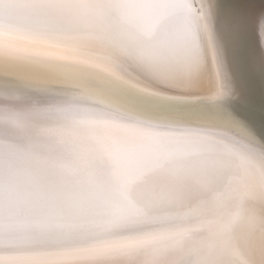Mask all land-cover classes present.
I'll return each instance as SVG.
<instances>
[{"label":"snow or ice","instance_id":"1","mask_svg":"<svg viewBox=\"0 0 264 264\" xmlns=\"http://www.w3.org/2000/svg\"><path fill=\"white\" fill-rule=\"evenodd\" d=\"M219 7L0 0V264H264V138L231 107ZM249 23L264 37V9ZM21 62L91 69L177 111L86 106ZM209 64L207 106L167 94Z\"/></svg>","mask_w":264,"mask_h":264},{"label":"bare ground","instance_id":"2","mask_svg":"<svg viewBox=\"0 0 264 264\" xmlns=\"http://www.w3.org/2000/svg\"><path fill=\"white\" fill-rule=\"evenodd\" d=\"M217 27L229 43V68L237 98L231 101L233 111L248 122L258 137L264 138V37L249 23L264 9V0H219ZM239 24L238 30L234 26ZM12 71L42 81H55L82 94L86 106L111 111L114 105L142 114L175 113L167 102L151 101L125 88L111 78L91 69L56 62L17 63ZM142 86H151L138 71L127 73ZM214 70L209 64L197 77L193 87L182 93L167 90V94L201 97L197 101L207 106V98L216 88ZM190 122H199L194 111L185 113ZM257 264H261L259 256Z\"/></svg>","mask_w":264,"mask_h":264}]
</instances>
